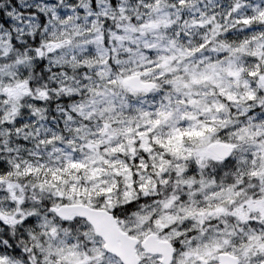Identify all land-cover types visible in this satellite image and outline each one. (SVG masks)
<instances>
[{"label": "snow or ice", "instance_id": "snow-or-ice-1", "mask_svg": "<svg viewBox=\"0 0 264 264\" xmlns=\"http://www.w3.org/2000/svg\"><path fill=\"white\" fill-rule=\"evenodd\" d=\"M0 264H264V0H0Z\"/></svg>", "mask_w": 264, "mask_h": 264}]
</instances>
